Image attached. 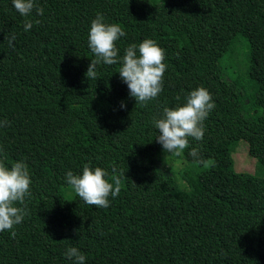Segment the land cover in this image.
I'll return each mask as SVG.
<instances>
[{
  "label": "trees",
  "instance_id": "1",
  "mask_svg": "<svg viewBox=\"0 0 264 264\" xmlns=\"http://www.w3.org/2000/svg\"><path fill=\"white\" fill-rule=\"evenodd\" d=\"M35 2L43 15L25 18L0 0V160L23 161L32 181L16 205L23 221L0 231V264H73L71 247L84 264H264V178L235 171L231 154L243 138L264 164V0ZM98 15L126 35L118 63L97 64L96 80L85 74L97 59L88 37ZM238 36L247 52L231 78L222 61L233 59ZM146 39L164 49L167 67L158 97L140 103L119 69L127 47ZM200 87L215 106L203 140L189 138L184 153L212 161L181 188L159 163L154 121ZM85 165L110 183L120 178L108 207L86 204L67 184L66 173Z\"/></svg>",
  "mask_w": 264,
  "mask_h": 264
},
{
  "label": "clouds",
  "instance_id": "2",
  "mask_svg": "<svg viewBox=\"0 0 264 264\" xmlns=\"http://www.w3.org/2000/svg\"><path fill=\"white\" fill-rule=\"evenodd\" d=\"M12 3L15 10L25 18L34 10L37 15H43V8L38 7L35 0H12ZM103 19L102 15H98L91 22L88 43L97 59L91 60L88 66L85 74L88 79H98L96 67L101 61L107 65L118 63L116 41L126 35L120 26L106 24ZM35 23L39 24L40 21L36 20ZM32 27L33 21L26 19L24 30L28 31ZM13 40H15L14 35L8 38L10 48L14 47ZM164 60V49L152 39L141 42L138 51L135 44L125 50L122 66L119 69L120 78L127 84L130 95L135 97L137 102L146 103L153 100L162 91L167 67ZM214 106L209 91L200 87L189 93L186 103L182 106L165 107L163 118L154 121L155 127L159 130L156 136L157 142L167 153L180 155L189 147V138L196 141L203 140V122ZM121 107L124 108L125 105L122 103ZM4 126H7V122H0V127ZM189 154L195 157L198 155V150L192 148ZM106 176L107 172L101 167L93 169L85 165L82 175H74L72 171H68L66 182L86 204L105 208L109 206V196L114 198L121 191L120 178L114 175L110 183ZM31 183L26 163L17 161L8 167L3 160H0V231L12 230L15 225L23 221L27 214L26 208L16 205L24 204L25 198L31 195ZM11 235L14 238L15 231H12ZM65 256L73 264H84L85 256L76 247L67 249Z\"/></svg>",
  "mask_w": 264,
  "mask_h": 264
},
{
  "label": "rangeland",
  "instance_id": "3",
  "mask_svg": "<svg viewBox=\"0 0 264 264\" xmlns=\"http://www.w3.org/2000/svg\"><path fill=\"white\" fill-rule=\"evenodd\" d=\"M153 1L161 2L164 0ZM233 47V49H236L233 59H231L229 55L222 61L226 74L231 76V78L236 74V69L237 72L239 71L247 52V44L244 37H236L233 42ZM245 112L251 115L253 110L245 108ZM231 154L234 160L235 171L254 174L264 178V164H261L255 155L249 153L246 140L243 138L234 140L231 145ZM211 161V158H209L200 163L196 160L187 158L184 151L180 155H176L174 153H167L162 145L159 148L160 165L165 168L168 175L173 176L174 180L181 188L187 185L186 179L184 178L186 174H194L200 171V169L208 167Z\"/></svg>",
  "mask_w": 264,
  "mask_h": 264
}]
</instances>
